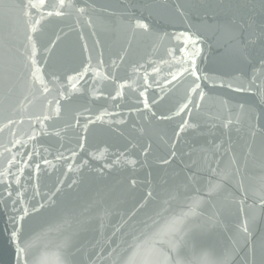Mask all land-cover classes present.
<instances>
[{
  "label": "water",
  "instance_id": "1",
  "mask_svg": "<svg viewBox=\"0 0 264 264\" xmlns=\"http://www.w3.org/2000/svg\"><path fill=\"white\" fill-rule=\"evenodd\" d=\"M37 262L264 264V0H0V264Z\"/></svg>",
  "mask_w": 264,
  "mask_h": 264
},
{
  "label": "snow or ice",
  "instance_id": "2",
  "mask_svg": "<svg viewBox=\"0 0 264 264\" xmlns=\"http://www.w3.org/2000/svg\"><path fill=\"white\" fill-rule=\"evenodd\" d=\"M192 43L195 46V41H193ZM198 55H199V51H197L196 54L191 57L192 67L190 70L191 75L195 76L197 78V80H199V73H198L197 68H196V56H198ZM197 87H199L198 84H197ZM145 106H147V105H145ZM17 240H18V233L16 231H13V233L11 234V242L14 244V247H15L16 258L18 260H23V258H24L23 254L25 252V249L23 246H21L20 244L17 243ZM37 264H39V262H37ZM61 264H62V262H61Z\"/></svg>",
  "mask_w": 264,
  "mask_h": 264
}]
</instances>
